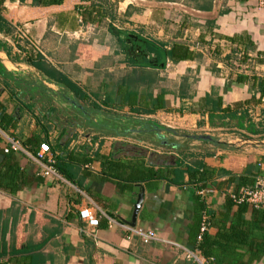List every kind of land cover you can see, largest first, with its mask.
<instances>
[{"label":"crops","instance_id":"crops-1","mask_svg":"<svg viewBox=\"0 0 264 264\" xmlns=\"http://www.w3.org/2000/svg\"><path fill=\"white\" fill-rule=\"evenodd\" d=\"M0 26V264H264V207L231 198L264 178V0H0Z\"/></svg>","mask_w":264,"mask_h":264},{"label":"built area","instance_id":"built-area-1","mask_svg":"<svg viewBox=\"0 0 264 264\" xmlns=\"http://www.w3.org/2000/svg\"><path fill=\"white\" fill-rule=\"evenodd\" d=\"M130 4L136 3L141 0H128ZM76 35H79L80 32H76ZM10 150L14 151H23L25 152L31 159H33L42 169L43 175L45 176H55L58 178H63L62 173L56 167V159L55 154L52 151L49 143L44 142L41 143L38 151L35 153L29 152L20 142V140L12 138L11 146L6 152ZM231 198L236 204L247 203L254 208H262L264 207V178H258L256 183L252 186H248L243 188L238 193H231ZM80 218L87 222L89 227H97L100 224V218L98 216L97 211L92 207H86L81 209L79 212ZM209 229L208 218L205 217L204 221L200 228V233L198 236L199 241L202 239V236ZM89 234V233H88ZM151 238V234L145 235V240ZM199 264H205V262L193 252H189Z\"/></svg>","mask_w":264,"mask_h":264},{"label":"trees","instance_id":"trees-1","mask_svg":"<svg viewBox=\"0 0 264 264\" xmlns=\"http://www.w3.org/2000/svg\"><path fill=\"white\" fill-rule=\"evenodd\" d=\"M62 2H63V0H35V3L41 4V5H46V6L59 5ZM85 20H86L85 21V26H86L87 19H85ZM93 20H94V22H101L102 21V19H100V18H96V19H93ZM88 22H90V21H88ZM0 28H1V26H0ZM166 55L170 56V57H172L174 59L173 52L166 51ZM27 60H28V62L30 64L35 66L38 70H40L49 79H51V80H53V81H55L57 83H60V84H65L73 92H75V94L78 96V98H80L81 100H87V97H85V95L82 93L81 89L79 87H77V85L75 83H73L61 71H59L57 68L52 66L49 62H46V58H44L43 55L38 53L35 57L34 56L29 57V59H27ZM0 77H2L5 81H7V83H8L9 80H13L15 78L13 76V74L8 72L7 69L1 63H0ZM210 98L207 99V105H210L212 103ZM108 104H110V102L108 103V101H106L105 105H108ZM93 105L95 107H98L96 104H93ZM218 107H219V103H218V106H215V109H217ZM0 126L6 131L8 130L9 127L14 126V124L11 123L10 117L7 114L6 110L1 111V113H0ZM40 144H41V142H40ZM56 167L59 169V171L62 174L66 173L65 169L62 167V164H60L58 162V160H56ZM118 167H124V166L123 165H118ZM127 168H130V167L127 166ZM136 168H139V167H137V166L133 167V169H135V172H137L138 174L136 176L129 177V179H131V180H146V179H149V178L150 179H154V178L157 179V178H161L163 176V174L158 169L150 168L147 171H143V170H139V169L137 170ZM242 204H246L247 205V203H242ZM204 210H205V208L202 211V215H201L200 221L203 218ZM200 228H201V222H200V224L198 226V231H197L196 241L195 242H196V249L200 250L201 253H203V250H205L204 245H205V242H206L207 232H205L203 234L202 239L199 241L198 236H199V233H200Z\"/></svg>","mask_w":264,"mask_h":264},{"label":"water","instance_id":"water-1","mask_svg":"<svg viewBox=\"0 0 264 264\" xmlns=\"http://www.w3.org/2000/svg\"><path fill=\"white\" fill-rule=\"evenodd\" d=\"M142 200H143V194H141V195L139 196V200H138V203H137V205H136V215H137V213H138V211H139V209H140V207H141Z\"/></svg>","mask_w":264,"mask_h":264},{"label":"rangeland","instance_id":"rangeland-1","mask_svg":"<svg viewBox=\"0 0 264 264\" xmlns=\"http://www.w3.org/2000/svg\"><path fill=\"white\" fill-rule=\"evenodd\" d=\"M77 36V35H76ZM60 104H63L64 106L66 105H68V107H69V109H70V112H71V115H73V110H72V99H71V101H70V103H62V102H60L59 103V105Z\"/></svg>","mask_w":264,"mask_h":264}]
</instances>
